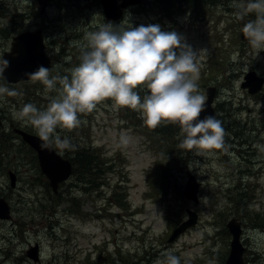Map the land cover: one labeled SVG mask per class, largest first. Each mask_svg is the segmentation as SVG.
<instances>
[{
  "label": "rangeland",
  "instance_id": "1",
  "mask_svg": "<svg viewBox=\"0 0 264 264\" xmlns=\"http://www.w3.org/2000/svg\"><path fill=\"white\" fill-rule=\"evenodd\" d=\"M39 9L36 0H0V57L9 51L13 35L41 29L45 52L54 63L50 77H63L78 65L86 32L109 22L120 25L125 17L133 27L159 24L201 50L199 90L206 97L207 89H215L212 106L228 138L223 148L198 156L179 147V129L169 139L161 137L138 112L114 110L111 100L103 101L80 115L85 120L77 128L57 131L66 138L76 133L80 143L90 141L110 168L97 190H78L71 177L58 186L63 195L77 198V210H68L66 202L50 208L53 191L36 151L12 129L37 135L13 113L27 103L43 110L55 93H46L39 81L10 84L0 76V86L16 92L0 96V198L11 210L10 220L0 219V264H81L96 256L106 264H135L140 258L141 264H154L168 251L181 257L182 264H220L230 248V219L241 222L245 263L264 264V90L253 97L240 87L250 70L264 76V52L258 57L240 40L242 21L230 0L196 11L171 8L168 15L161 14L156 2L140 0L115 22L105 19L99 0H50L43 13ZM138 91L143 97L145 91ZM53 148L63 155L64 150ZM8 170L15 173L14 187ZM188 172L200 183L196 202L183 196ZM238 192L245 194L239 201L233 198ZM187 210L195 212L197 223L167 241L187 219ZM35 244L38 262L26 254Z\"/></svg>",
  "mask_w": 264,
  "mask_h": 264
},
{
  "label": "clouds",
  "instance_id": "2",
  "mask_svg": "<svg viewBox=\"0 0 264 264\" xmlns=\"http://www.w3.org/2000/svg\"><path fill=\"white\" fill-rule=\"evenodd\" d=\"M230 7L250 48L259 57L264 52V0H230ZM254 19H245L253 16ZM80 46L79 63L66 76H51L39 66L25 75L39 81L45 92H54L41 110L27 103L14 118L34 128L41 148L70 149L72 144L57 129L77 128L81 114L91 113L97 104L111 100L114 110L127 108L139 113L143 124L156 129L169 124L179 128V147L196 155L210 154L224 147L225 130L213 115L204 116L206 97L199 90L200 51L193 50L184 36L164 31L159 24L133 27L128 17L120 25L105 23L86 32ZM9 61L0 58V76ZM138 89L144 90L141 97ZM16 92L0 86V96ZM127 143L128 137L121 136ZM154 264H182L172 251Z\"/></svg>",
  "mask_w": 264,
  "mask_h": 264
},
{
  "label": "water",
  "instance_id": "3",
  "mask_svg": "<svg viewBox=\"0 0 264 264\" xmlns=\"http://www.w3.org/2000/svg\"><path fill=\"white\" fill-rule=\"evenodd\" d=\"M140 0H122V4L118 5L114 0H101V5L106 18L118 20L122 14V8L136 4ZM40 12L42 13L47 7L49 0H37ZM243 24V23H242ZM240 39L245 40L240 32ZM2 59L9 61V67L3 73V77L9 83H17L20 81L30 80L25 73L35 71L39 66H44L50 69V59L45 52L43 37L39 29L35 31H24L12 37L9 51H5ZM264 78L251 70L243 76L242 88H247L249 93H255L261 89ZM214 88L206 90V106L205 111L201 114L200 119L204 116L213 115L214 110L211 106L214 97ZM1 123V121H0ZM13 131L20 135L22 140L26 142L34 151H36L38 163L41 172L48 179L49 186L52 191L57 192L60 182L65 181L71 175V163L68 159L63 158L57 153L53 147L49 149L41 148V140L37 135L24 131L20 128H14ZM10 185L15 184V173L11 170L7 172ZM199 184L195 181L191 174H188V181L184 186L183 194L186 199L197 201V188ZM188 218L181 222L173 229L170 238L167 241L173 240L179 233L186 228L193 226L196 223L197 216L194 211L187 210ZM9 217V207L3 198H0V218ZM226 227L231 235L229 253L223 264H243V252L245 248L240 241L241 226L235 219H230ZM27 256L37 262L38 245L30 246L26 252Z\"/></svg>",
  "mask_w": 264,
  "mask_h": 264
},
{
  "label": "trees",
  "instance_id": "4",
  "mask_svg": "<svg viewBox=\"0 0 264 264\" xmlns=\"http://www.w3.org/2000/svg\"><path fill=\"white\" fill-rule=\"evenodd\" d=\"M152 1L156 2V5L159 6L158 10L162 11L161 14L165 13L166 15H168L169 13H171V8H173L172 10H174V8H178L179 10H181L186 8L190 9L193 7V11H196V7H201L204 6L205 4L213 5L221 2L223 4H226L228 0H152ZM155 19H156V14H155ZM130 113L131 112L129 110L128 114ZM84 120H85L84 118H80L81 123ZM178 129L179 128L177 126L169 124L167 126L162 125L160 127H157L156 129L153 130V132L157 133L159 136H161L160 134L163 133L162 136L169 139L171 137V134H173L172 130L177 131ZM76 136H77L76 133L68 134L67 138L70 140L72 147L70 149H65L63 151V157L67 158L71 162V166H72L71 178L74 179L71 183L72 185H74V187H77L78 190H81L83 192H87L88 190L90 191L97 190L99 188V185L103 182L102 180L104 179L103 175L109 170L110 164L108 163L107 157H105L99 151V148L93 146V144L90 141L88 142V144L78 142L76 140ZM227 138L228 137L224 136V143L226 142ZM163 173H164V169H161L160 174ZM161 176L159 178H162ZM67 195L68 196L63 195L59 190L56 193L50 194V198L52 201V203L50 204V208H54L66 202L69 204V206L67 207L68 210H70L72 206L74 208L76 207L77 210L79 208L77 198L69 194ZM244 195H245L244 193L238 192V195H236L233 198L239 201L241 197H244ZM116 201L118 202V204H121L122 202L120 198H117ZM234 203L236 207L239 208L238 203L237 202ZM248 215H252V214H248ZM257 216L258 214L255 213V216L253 217L256 218ZM143 259L145 260L144 257ZM99 260L100 259H98L97 261ZM97 261L92 260L90 257H87L85 261H82L83 263L81 264H106L105 261L103 263H99ZM223 261L220 264H222Z\"/></svg>",
  "mask_w": 264,
  "mask_h": 264
},
{
  "label": "flooded vegetation",
  "instance_id": "5",
  "mask_svg": "<svg viewBox=\"0 0 264 264\" xmlns=\"http://www.w3.org/2000/svg\"><path fill=\"white\" fill-rule=\"evenodd\" d=\"M37 1V0H36ZM117 4H119V2L121 1V0H114ZM264 90V89H263ZM263 92V91H262ZM262 92H260V93H262ZM259 93V94H260ZM137 258H140V257H137ZM140 261H142V259L140 258V259H137V261H136V263L135 264H141L140 263Z\"/></svg>",
  "mask_w": 264,
  "mask_h": 264
}]
</instances>
